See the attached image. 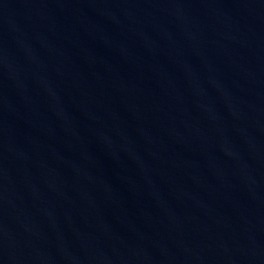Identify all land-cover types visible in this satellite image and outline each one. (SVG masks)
Returning <instances> with one entry per match:
<instances>
[{"label":"water","instance_id":"water-1","mask_svg":"<svg viewBox=\"0 0 264 264\" xmlns=\"http://www.w3.org/2000/svg\"><path fill=\"white\" fill-rule=\"evenodd\" d=\"M0 195L52 264H264V0H0Z\"/></svg>","mask_w":264,"mask_h":264}]
</instances>
